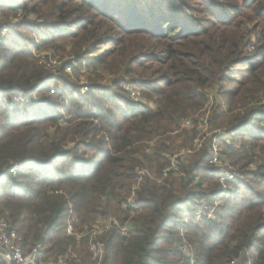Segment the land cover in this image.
<instances>
[{"label":"trees","instance_id":"1","mask_svg":"<svg viewBox=\"0 0 264 264\" xmlns=\"http://www.w3.org/2000/svg\"><path fill=\"white\" fill-rule=\"evenodd\" d=\"M18 10L42 23H20L39 29L37 39L0 20V218L25 247L41 241L57 256L83 244L82 264H97L87 236L66 233L68 218L81 231L134 211L127 235L97 236L99 264H264V0H0L1 16ZM57 40L71 48L73 73L102 66L112 83L74 96L77 85L31 49ZM125 75L149 104L131 99ZM211 98L217 160L249 178L229 180L227 167L210 162V138L159 185L155 176L196 133V120L192 134L183 120ZM140 168L155 178L137 186ZM132 191L136 208L125 202ZM214 200L215 212L192 222ZM182 230L193 262L173 247Z\"/></svg>","mask_w":264,"mask_h":264},{"label":"rangeland","instance_id":"2","mask_svg":"<svg viewBox=\"0 0 264 264\" xmlns=\"http://www.w3.org/2000/svg\"><path fill=\"white\" fill-rule=\"evenodd\" d=\"M27 14L28 15H25V13L22 10H18V11H16V13H11L10 12V13H8V15H3V16L0 15V20L1 21H7L11 25L10 27H13V28L19 27L20 23L24 19H28L31 22H35L37 25L42 23V20L38 19L35 16V14H32V13H27ZM199 16H203V15H199ZM19 30L25 32V34H28V35H30V34L32 35L33 34V36L35 38H37V39H38V33L40 32V30L38 29V30L34 31V33H33L30 30L28 31L27 29H24L22 26L19 27ZM5 34H6V32H5ZM31 49L36 54H40V55L45 54V55H47V56L59 61L60 63L57 64L55 66V68H46L47 71H49L51 74H53L55 76L59 75V74H62L64 76H66V77L68 76V79L71 80L74 84L77 85V87H76L77 89H79L80 86H83V87L87 86V88H88V86H90V83H95L97 85L105 87V86L110 85L112 83V80L115 78L112 74H110V72L108 70H106L102 66H96V67L93 66V67H90V68H87L86 66H82L80 68V70H76V72L73 73V69L71 67L76 66L75 65L76 63H74L72 61L71 57H70L71 48H69L67 46V44L65 45L63 43V41H61V40H57V41L53 42L52 44H49V46L46 45V44H42V46L39 47L38 49H36L34 47H31ZM68 64H71V66H69ZM67 66H69L70 68H67ZM63 67H64V71H62ZM129 78H130L129 75L128 76H126V75L124 76V79H125L126 82H123V83H125L123 86H126L127 85L126 83H129V81H130ZM58 86H59V88L61 87V82L60 81H58ZM130 88H131L132 91L137 90L133 86L130 87ZM14 98L16 99L17 97L15 96ZM2 99H3V101L5 100V98H2ZM140 100H142L146 104H149V102L146 99H144V97L140 96ZM140 100H138V101H140ZM213 102H214L213 98H211L210 100H207L205 102L203 108H201L196 113H194L192 115L193 119L192 118L190 119L191 122H192L190 127L193 125V121L194 120H196V122H197L196 123V133L193 136V138L191 140V143L188 146H181L180 149L178 150L179 152L187 150L186 152H188V155H189V156H187V158H191V157L197 158L198 155H199V151H200L201 147L210 138H211V141L213 143L216 142L215 145H216V147L218 149L219 137L214 138L212 136V133L214 131L211 130V127L209 125V116H208V113L206 112V111H208V109L211 110V108L213 106ZM263 125H264V122H263ZM185 130H189L190 131L189 127H185ZM172 134H174V133H172ZM189 134H192V132L190 131ZM161 138H162V136H156L154 139H152V140H150L148 142V145L149 146L156 145L155 142L156 141L159 142V140H161ZM182 160H185V158L182 159ZM214 162H215L214 163L215 166H224V167H227V169L230 170V174L227 177V179H229V180L235 179L236 177H238L239 179L249 178V176L246 173H240V172L236 171L235 169H232L230 167V165L228 164V162H229L228 160L223 161V162L219 161V160H215ZM250 168H252V167H250ZM141 175H144V174H141ZM146 175H148L149 177H151L153 179L155 177L156 178L158 177V175L155 176L149 170H148V174H145V176ZM152 175H154L155 177L152 176ZM220 176L221 177L219 179V183L221 185H223L222 183H223V180H224L223 178L224 177H223V175H220ZM173 180H174V183H175V186H176V181L178 179L176 178V179H173ZM157 183H159V182H157ZM162 184H163V182L159 183V185H162ZM135 185H136V182H135ZM129 196H131V193L127 197H129ZM217 204H219L218 200H214L212 203H206V202L202 201L201 205L199 207H197L196 210L194 211V219L191 218L192 222L196 221V220H199L201 218L209 217L208 216L209 213L215 212V210L217 208ZM122 206L124 207V204H122ZM204 206H206L208 209H205ZM133 215H135L134 211L130 212L128 216H127V214L124 213V214H121V215L120 214L119 215H108V216H105V217H112V218H116V219H119V220H121L123 217H125L128 220ZM187 216H188V214L183 215L184 218H187ZM92 225H93V222L90 225L84 224L82 226L83 230L81 232H85ZM183 234H184V231L182 230V232L179 234V238H178L179 241L175 240V244L173 245V247H177L178 248L180 253L184 255L183 256L184 259L190 260L191 262H193L194 261L193 260V258H194V248L189 243V241L187 240V237L184 236ZM85 236H87V235H85ZM92 236H96V235H92ZM100 236L101 235H99L98 238ZM76 238L79 239V238H82V237H76ZM95 240L97 241V239H95ZM86 246H87V249H89L88 248V244ZM162 246L164 248H168L169 247L168 245H162ZM82 248H85L83 244L80 246L79 249H77V253L75 252L76 254L72 253V252L69 254V255L74 254L76 259L79 261L80 264H82L81 259L82 258L84 259V252H85V250H82ZM67 252H70V250H68ZM48 256H54V255L52 253H47L46 257H48ZM173 259H176V257H173ZM91 260L96 261L97 264H99V262H100V261L94 260L93 258H91ZM85 262H87V260H85ZM241 263H242V258H240L236 264H241Z\"/></svg>","mask_w":264,"mask_h":264},{"label":"built area","instance_id":"3","mask_svg":"<svg viewBox=\"0 0 264 264\" xmlns=\"http://www.w3.org/2000/svg\"><path fill=\"white\" fill-rule=\"evenodd\" d=\"M6 31L7 27H3L0 32V37H2ZM33 54L37 58V63L43 66L45 69L55 68V66L60 63L56 59H53L45 54H36L34 51ZM67 68L70 67L67 66ZM130 87H132V85H126V90H128L129 96L132 99L138 101L140 99L139 93L136 90L132 91ZM87 90V86H80L79 89L74 93V96H82ZM16 97V99L14 98L15 101L21 99L19 96ZM190 119L191 118L184 119L182 126L190 127L192 123ZM186 151L187 150L175 153L170 157L169 165L163 170L160 177L155 178L156 182L162 183L164 181V178H166L169 173H175L177 171L178 167L176 159L180 155L188 154V152ZM217 151L218 149L216 145L213 144V158L210 160V162L215 163L214 161L217 160ZM11 171L12 173H14L16 171V167H13ZM145 174H148L147 168H140L137 170V186L139 185ZM134 188H136V186ZM125 202L129 203L134 208L137 207V204H134V191H132L131 196L126 198ZM204 207L205 209H208L206 206ZM211 214L212 212L209 213L208 216H211ZM110 229H116L121 235H127L130 230V222L128 220L121 221L112 217H98L94 220L93 225L89 227L88 230H86L85 232H81L82 230H75L74 225L68 218L65 226V231L69 235H73L76 237H84L85 235H87L89 251L91 252L92 258L97 261H100L103 255V243L97 239V236ZM95 239H97V241ZM44 250V245L41 241L35 242L28 248L25 247L23 238L16 231V229L13 228L6 219L0 218V258L6 264H80L74 254L69 255L68 252H66L62 255L46 257ZM239 259L240 258L233 259L228 262V264H236Z\"/></svg>","mask_w":264,"mask_h":264}]
</instances>
